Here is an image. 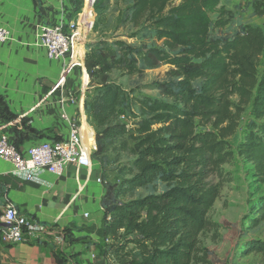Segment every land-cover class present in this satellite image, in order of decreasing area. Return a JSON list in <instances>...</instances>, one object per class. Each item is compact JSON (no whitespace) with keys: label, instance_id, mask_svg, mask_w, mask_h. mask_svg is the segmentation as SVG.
I'll return each mask as SVG.
<instances>
[{"label":"trees","instance_id":"obj_1","mask_svg":"<svg viewBox=\"0 0 264 264\" xmlns=\"http://www.w3.org/2000/svg\"><path fill=\"white\" fill-rule=\"evenodd\" d=\"M109 1L96 0L95 12L106 10ZM223 1L129 0L122 22L141 27L162 46L135 47L118 39L86 45L84 107L96 133L93 161L100 166L115 151L133 156L117 169L120 183L106 186L97 255L111 264L112 255L117 264H212L201 236L219 228L209 214L232 182L224 166L243 157L264 184V73L257 75L264 32L246 25L232 38L213 37L234 17ZM253 10L264 16V0ZM164 66L169 69L166 81L156 85L158 97L134 99L120 84ZM250 104L252 119L235 149L230 140H238V119ZM134 107L137 114L128 120ZM0 113L13 118L1 95ZM20 144L14 142L19 151ZM255 209L253 226L264 221V198ZM65 234L71 243L85 240L71 230ZM245 252L264 256V241L251 240Z\"/></svg>","mask_w":264,"mask_h":264},{"label":"crops","instance_id":"obj_2","mask_svg":"<svg viewBox=\"0 0 264 264\" xmlns=\"http://www.w3.org/2000/svg\"><path fill=\"white\" fill-rule=\"evenodd\" d=\"M93 3L0 0V26L13 37L0 46V95L13 116L7 119L0 113V128L13 142L21 143V152L30 145L68 140L70 121L78 124L85 143L96 144L84 107L88 89L84 34L92 27ZM62 22L67 34L78 33L79 43L66 54L71 60L74 52L78 64L57 88L62 63L49 59L38 36L41 27ZM12 171V164L0 159V219L10 203L51 232L17 245L3 244L0 232V264H58L57 255L64 259L63 264H111L97 255L106 226L103 202L107 186L99 164L94 162L92 169L69 165L63 175L44 174L38 182L25 181ZM99 179L103 182L98 183ZM68 230L85 240L71 243L65 234Z\"/></svg>","mask_w":264,"mask_h":264},{"label":"rangeland","instance_id":"obj_3","mask_svg":"<svg viewBox=\"0 0 264 264\" xmlns=\"http://www.w3.org/2000/svg\"><path fill=\"white\" fill-rule=\"evenodd\" d=\"M95 1L92 5V17L94 19L92 20V27L84 34L85 37L87 36L85 39L87 44L100 39H118L135 47L162 46L153 35H145L144 32H140L141 27L137 28L122 22L130 7L129 0H110L107 9L99 14L95 12ZM256 1L258 0H224L221 6L231 11L234 17L225 29H214L212 36L232 38L235 34L242 32L246 25L258 27L264 32V16L255 15L253 10V4ZM216 17L213 15V20ZM133 35L137 36L133 37ZM168 69L167 66H164L154 71H148L143 76L126 77L121 80L120 84L134 99L158 97L156 85L166 81ZM263 73L264 51L257 67L259 79ZM234 101L238 102V98H234ZM243 109L244 112L240 114L238 119V140H230L235 149L238 141L242 140L247 124L252 119L251 104L244 106ZM135 113L137 114V107H134L131 113H126L125 117L130 120L136 115ZM128 125L130 127V122ZM86 145H89V142H86ZM132 161L133 156L129 150L115 151L109 154L105 162L100 165L105 173L107 184L118 185L120 177L117 169L130 164ZM224 169L231 173L232 182L225 185L220 198L209 214L210 219L219 224V228L205 232L201 236V246L211 253L212 264H264L263 255L245 252L247 244L251 240L264 241V221L253 226V220L257 219L255 208L258 202L264 198V184L258 183L253 166L238 155L230 164L225 165ZM113 245L117 244L114 242ZM133 255L135 254L133 253ZM110 259L114 264H117L114 255Z\"/></svg>","mask_w":264,"mask_h":264},{"label":"built area","instance_id":"obj_4","mask_svg":"<svg viewBox=\"0 0 264 264\" xmlns=\"http://www.w3.org/2000/svg\"><path fill=\"white\" fill-rule=\"evenodd\" d=\"M65 23L41 27L38 44L48 51L51 60L60 61L63 66L61 79L57 88L64 85L71 70L77 66L73 57L66 54L73 51L78 42V33L67 34ZM12 33L0 26V46L12 40ZM68 140L45 142L30 145L25 152L19 151L10 137L0 128V159L12 164V174L29 182H38L44 174L61 176L67 166L92 169L93 153L96 144L86 145L80 127L70 121ZM99 179L98 183H102ZM1 241L5 245L30 243L48 235L51 231L38 220L21 213L14 205L8 203L0 219ZM1 254V248H0Z\"/></svg>","mask_w":264,"mask_h":264}]
</instances>
